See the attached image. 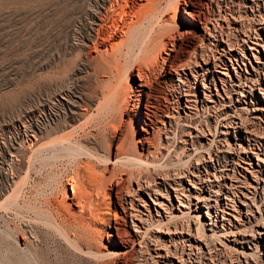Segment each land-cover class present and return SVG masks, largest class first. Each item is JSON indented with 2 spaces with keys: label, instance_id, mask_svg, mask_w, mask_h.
<instances>
[{
  "label": "bare ground",
  "instance_id": "1",
  "mask_svg": "<svg viewBox=\"0 0 264 264\" xmlns=\"http://www.w3.org/2000/svg\"><path fill=\"white\" fill-rule=\"evenodd\" d=\"M92 2L95 9L90 4L84 12L95 24L89 48L95 53L104 40L114 48L116 41L110 40L116 33L123 36L119 40L124 43L126 37L132 39L139 32L131 34L134 27L143 24L141 28H149L139 39L140 65H125V73L121 67L128 90L114 91L115 87L110 91L112 100H104L114 102L112 113H116H108L112 132L105 141L106 154L82 143L88 146L83 154L90 157L85 171L99 176L93 178L96 187L92 190L96 197L102 194V212L99 200L91 204L96 198L90 188L89 199L81 191L87 186H81V192L78 183L70 187V201L77 192V197L84 194L82 198L89 199L85 201L91 200L92 208L87 210L102 215L111 228L109 246H101L98 254L112 253L116 264H128L125 256L129 251L144 249L142 264H194L197 259H205L203 264H264V0H167L163 5L161 0ZM150 18L156 22L144 25ZM104 29L109 30L107 37L100 35ZM119 47L121 52L122 44ZM93 56L86 57L92 59L93 69L102 73L105 64L106 69H113L108 64L116 60L109 59L107 64L98 54L100 59ZM95 93L75 95L71 107L77 120L84 119L96 105ZM201 113H206L204 122L197 120ZM183 133L187 138H181ZM170 142L180 144L170 149ZM171 150L177 156L186 150L185 166L156 169L159 164L155 166L153 159L166 158ZM95 160L108 166L98 170ZM127 161L146 165L149 173L144 166V175L132 177V173H123L125 169L114 174L113 165ZM131 180L136 187L126 190L124 183ZM83 201L73 202L78 211L88 207Z\"/></svg>",
  "mask_w": 264,
  "mask_h": 264
},
{
  "label": "rangeland",
  "instance_id": "2",
  "mask_svg": "<svg viewBox=\"0 0 264 264\" xmlns=\"http://www.w3.org/2000/svg\"><path fill=\"white\" fill-rule=\"evenodd\" d=\"M139 1L145 2V0ZM161 1L163 5L167 0ZM90 4L93 6L94 2L92 0H0V264H116V256L112 253L98 254L101 246H109L107 233L111 231V228L103 221L102 215L97 217L87 210L92 208L89 205L99 200L98 207L101 213L105 203L102 194L96 197L95 191L92 190V187H96L93 183L96 172L94 171V174V172L85 171L86 158L90 160V157L83 154L88 146L82 143L88 142L89 148L94 147L93 150L96 148L106 154L105 144L112 132V126L108 124L110 123L108 121L111 118L110 115L116 113L115 110L112 113L114 102L109 103L111 101L105 102L104 100L107 97V100H112L109 99V96L111 98L113 96L110 91L115 87L114 91L127 88L124 87L128 86L124 71L128 67H125L140 65L139 57L142 48L138 45L141 44L139 39L149 28L144 30L141 28L143 24L141 27L136 26L140 27L142 32L140 28L137 30L134 27L133 30L136 31L132 30L131 34L135 35L133 32L137 31L139 34L132 36L134 41L131 35L130 39L126 37L123 40L124 43L120 41L123 36L116 33L117 35L110 42L116 41L113 46L116 48L115 52L117 48L121 50L119 46L122 44V51L118 50V54H115L108 40L102 41L98 53L91 49L90 51L89 48L93 42L91 38H95L93 33L95 24L84 12ZM92 8L95 9V5ZM152 22L155 23L156 18L148 19V23L145 21L144 25ZM108 34V29L100 31L101 36L107 37ZM118 41L122 42L118 43L119 46ZM126 49L127 55H125ZM130 50L133 51L130 52ZM112 52L115 54L114 57ZM97 54L104 61L107 60L103 61L107 64L112 59L116 60L117 62L112 61L108 64L113 69H106V64L104 65L105 70L109 72L103 70L105 73L103 71L100 73V70L93 69L92 59L86 57L95 55L97 58ZM137 63L139 64L136 65ZM120 70L124 72L122 76ZM110 71L114 73V76L110 75ZM133 73H136V69ZM115 77L121 78L120 81ZM105 78L108 81H104ZM119 83L124 88H121ZM87 91L96 92L94 95L96 105L93 106L95 108H92L89 114L87 113L89 116L85 115L87 117L84 116V119L77 120L72 113L71 103L76 100L75 95L87 96ZM100 100L104 101H102L103 105ZM160 102L163 103V100ZM107 106L112 107L110 109ZM107 108L110 109L108 112ZM205 118L206 113H201L197 120L204 122ZM79 126L82 127L79 128ZM183 127L186 128V126ZM180 136L187 138L185 133ZM179 141H182L180 137ZM176 143L180 144L170 142L167 147L170 149L176 147ZM48 144H50L49 149ZM39 146L47 150H42L38 148ZM160 151L165 153L164 148H160ZM185 154L186 150L178 153V156L171 150L166 158L156 156L153 163H156H154L155 166L159 164L156 166L158 170L182 168L181 166L184 167L186 163H183L186 160ZM94 162L98 170L105 165L108 166V164L100 163L99 160ZM144 166L146 165L135 164L132 161L125 165L122 162V164L113 165V172L119 174L121 172L116 173L117 170L125 169L123 173H132V177H136V175L149 173V167ZM87 173L91 174L92 178ZM97 176L96 178L99 177ZM90 181H92L91 186ZM72 183L76 185L78 183L79 191L81 186L82 189L87 186V189L85 188L87 191L83 189L85 191L81 190L82 193L87 194L90 188V194L96 199L90 200V204V201H87L90 199L89 194L84 193L85 197L89 198H84L87 199L85 201L82 198L84 194L81 195L80 191V197H77V192L76 199L70 201L68 196L72 195L70 190ZM133 185L136 187L132 180L126 181L124 188L126 187L127 190ZM77 200L79 202L84 200L86 205L88 202V207L81 208L83 211L79 207L80 211H78V207L73 204V202L77 204ZM68 202L71 204L67 205ZM110 207L113 211V206ZM255 213L258 215L257 212ZM140 252L129 251L126 254L128 257L125 256L126 262L128 264L144 263L145 249ZM204 261L205 259H197L194 264H199V262L203 264Z\"/></svg>",
  "mask_w": 264,
  "mask_h": 264
}]
</instances>
